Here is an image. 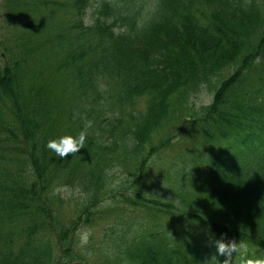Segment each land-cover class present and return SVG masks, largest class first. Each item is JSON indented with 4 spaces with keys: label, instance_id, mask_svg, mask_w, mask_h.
<instances>
[{
    "label": "trees",
    "instance_id": "obj_1",
    "mask_svg": "<svg viewBox=\"0 0 264 264\" xmlns=\"http://www.w3.org/2000/svg\"><path fill=\"white\" fill-rule=\"evenodd\" d=\"M218 239L264 255V0H0V264H223Z\"/></svg>",
    "mask_w": 264,
    "mask_h": 264
},
{
    "label": "clouds",
    "instance_id": "obj_2",
    "mask_svg": "<svg viewBox=\"0 0 264 264\" xmlns=\"http://www.w3.org/2000/svg\"><path fill=\"white\" fill-rule=\"evenodd\" d=\"M87 137L86 129H82L78 134H65L57 138L50 139L47 147L52 149L61 157H67L69 153H77L84 147ZM216 251L225 257L223 264H264V255L249 254V245L242 240L215 241ZM235 252V256H233Z\"/></svg>",
    "mask_w": 264,
    "mask_h": 264
},
{
    "label": "rangeland",
    "instance_id": "obj_3",
    "mask_svg": "<svg viewBox=\"0 0 264 264\" xmlns=\"http://www.w3.org/2000/svg\"><path fill=\"white\" fill-rule=\"evenodd\" d=\"M202 98L203 97H200L198 99V102L201 101ZM208 102H209V99L205 100V103H208ZM175 145H176V147H174L171 151L175 152L181 148L178 143H176ZM175 155H176V153L172 154L171 156H175ZM107 225L108 224H107L106 220L104 219L102 221L97 222L92 227H85L82 232H89V231L94 232L95 237H96V241L99 242L102 239L101 229H104Z\"/></svg>",
    "mask_w": 264,
    "mask_h": 264
}]
</instances>
